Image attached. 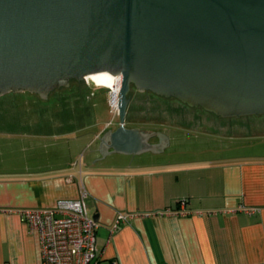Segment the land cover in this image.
<instances>
[{"label":"crops","instance_id":"obj_1","mask_svg":"<svg viewBox=\"0 0 264 264\" xmlns=\"http://www.w3.org/2000/svg\"><path fill=\"white\" fill-rule=\"evenodd\" d=\"M69 91L54 92L53 103L40 108L28 101L34 109L0 111V264H42L40 236L22 212L85 192L98 225L99 264H264V153L196 148L185 140L186 104L178 108L182 120L171 124L184 128L179 136L162 123L131 128L155 133L151 146L160 145L158 132L165 135L164 152L100 159L104 136L120 125L109 127L85 109L97 95L90 83ZM7 95L0 109L13 104L1 100ZM129 111L127 120L138 124ZM222 118L208 117L210 135H264V116Z\"/></svg>","mask_w":264,"mask_h":264},{"label":"water","instance_id":"obj_2","mask_svg":"<svg viewBox=\"0 0 264 264\" xmlns=\"http://www.w3.org/2000/svg\"><path fill=\"white\" fill-rule=\"evenodd\" d=\"M99 73L121 79L100 159L169 146L126 127L132 86L224 118L264 115V0H0V96L50 102Z\"/></svg>","mask_w":264,"mask_h":264},{"label":"rangeland","instance_id":"obj_3","mask_svg":"<svg viewBox=\"0 0 264 264\" xmlns=\"http://www.w3.org/2000/svg\"><path fill=\"white\" fill-rule=\"evenodd\" d=\"M91 78H88L84 82H80L77 84H73L65 89H61L60 91L70 92L69 88H72L74 86H79V84L82 83H90L93 87V90L96 92V98L93 105H87L85 108L87 111H91L94 109V111L98 112V120L100 122H106L108 123L109 127H117L120 125V116L119 113H117V110L112 105V98H113V90L105 85L97 84L94 81H92ZM91 81V82H90ZM96 86V87H95ZM56 92V94H58ZM54 93V92H53ZM52 93V94H53ZM118 93H114L115 96H117ZM54 96V95H53ZM131 105L129 106L130 113L137 112L138 114V124H131L128 120H126V127L127 128H145L148 127L154 123L157 124H163V127L168 130V132L172 133V135L179 136L180 130L184 129L182 127L177 128L176 126H172L171 124H175L173 121L182 120V117L180 118V109L182 105H186L182 103L181 101L175 99V98H165V97H158L157 95L153 93L148 92H139L135 86H132V90L130 93ZM4 98H7V100H13V104H9V106H4L0 111H7V109H13V108H32L28 107V104L26 102L30 101L32 103H35L33 106L34 108H40L42 105H50L53 103L54 99H51L49 101H43L39 97H37L35 94L31 92H20V93H10L7 96L1 98V100L4 102ZM55 98V97H52ZM139 98V99H138ZM135 99V100H134ZM157 104V105H156ZM2 106L0 105V108ZM32 108V109H34ZM9 109V110H10ZM4 112V113H5ZM3 113V114H4ZM264 116V115H260ZM208 117L213 119H219L220 116H217L214 113L207 112L203 108L200 107H190V136L187 137V141L193 142L195 147H201V146H208V147H214V148H220L225 149L227 153L233 152L236 155H244V156H250L255 154H262L264 153V135H253L248 134V136H236V135H223L220 134H211L209 133L210 130H208V126H211V124H208L207 119ZM218 117V118H217ZM253 117V116H252ZM257 118V117H255ZM226 121L233 122L234 120H242V118H222ZM144 121L148 124H144ZM192 122V123H191ZM154 127V126H153Z\"/></svg>","mask_w":264,"mask_h":264},{"label":"built area","instance_id":"obj_4","mask_svg":"<svg viewBox=\"0 0 264 264\" xmlns=\"http://www.w3.org/2000/svg\"><path fill=\"white\" fill-rule=\"evenodd\" d=\"M112 105L119 113V94L114 92ZM87 199L85 192L76 200H60L50 209L22 212L24 222L40 236L42 264H99L98 225L89 215Z\"/></svg>","mask_w":264,"mask_h":264},{"label":"bare ground","instance_id":"obj_5","mask_svg":"<svg viewBox=\"0 0 264 264\" xmlns=\"http://www.w3.org/2000/svg\"><path fill=\"white\" fill-rule=\"evenodd\" d=\"M91 78L95 83L110 87L114 93L120 92L121 79L110 73H99L88 76L86 79Z\"/></svg>","mask_w":264,"mask_h":264},{"label":"trees","instance_id":"obj_6","mask_svg":"<svg viewBox=\"0 0 264 264\" xmlns=\"http://www.w3.org/2000/svg\"><path fill=\"white\" fill-rule=\"evenodd\" d=\"M59 90L55 91V92H58Z\"/></svg>","mask_w":264,"mask_h":264},{"label":"flooded vegetation","instance_id":"obj_7","mask_svg":"<svg viewBox=\"0 0 264 264\" xmlns=\"http://www.w3.org/2000/svg\"><path fill=\"white\" fill-rule=\"evenodd\" d=\"M87 80V79H86ZM91 80V79H90ZM93 81V80H92ZM91 82V81H90Z\"/></svg>","mask_w":264,"mask_h":264}]
</instances>
